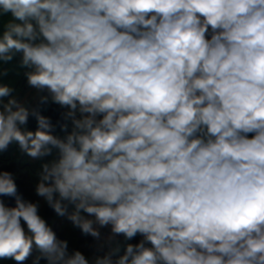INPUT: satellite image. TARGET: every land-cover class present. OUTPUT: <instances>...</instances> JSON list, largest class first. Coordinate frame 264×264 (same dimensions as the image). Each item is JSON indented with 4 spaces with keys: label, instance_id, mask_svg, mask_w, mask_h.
Wrapping results in <instances>:
<instances>
[{
    "label": "clouds",
    "instance_id": "obj_1",
    "mask_svg": "<svg viewBox=\"0 0 264 264\" xmlns=\"http://www.w3.org/2000/svg\"><path fill=\"white\" fill-rule=\"evenodd\" d=\"M9 14L0 62L22 54L66 135L0 85V152L55 150L36 191L56 214L97 240L109 226V243L143 239L69 254L3 172L0 260L264 264V0H0Z\"/></svg>",
    "mask_w": 264,
    "mask_h": 264
},
{
    "label": "rangeland",
    "instance_id": "obj_2",
    "mask_svg": "<svg viewBox=\"0 0 264 264\" xmlns=\"http://www.w3.org/2000/svg\"><path fill=\"white\" fill-rule=\"evenodd\" d=\"M10 19H11L10 14L7 16H4L3 18H0V32L1 33H3L4 25ZM21 58H22V54L17 53L14 56L12 63L18 64V67H20L19 68L20 74H24L27 68L20 66ZM12 63L11 61L8 63H3L4 71H6L8 74H11L14 72V69H12V65H10ZM9 81L10 80L7 79V76L6 77L4 76L2 80V85L6 84L12 87L10 83H8ZM21 91H22V88H20V92L16 90L15 93L14 92L12 93V96L15 97L24 106L31 109L32 102L30 101L28 96L26 94L21 95V96L18 95L19 93H21ZM7 99L8 98H5V102H7ZM21 130L30 131V127L28 124H26L24 126H21ZM252 135L253 134H249V138H251ZM52 155L53 156L55 155V151H53ZM51 156L32 160L31 157L27 156L24 152L21 151V149L19 148V145L16 142H13L12 144L8 146V149L6 151L0 152V170L2 173L3 172L11 173L12 178L16 182V185L19 187V189H22L24 191H29L32 187L34 186L37 187L38 183L41 182V178H42V167L41 166L44 163H49L53 157ZM21 177H22V180L19 181ZM38 214L53 229L58 239L67 241L68 249H75L78 247L79 234L81 238L85 237L83 243L85 244L86 251L88 252V254L91 255V257H97L98 255L103 256L105 253L109 251L110 247H112L113 241L111 243L108 242V237L111 232L110 226L100 229L101 236H100V239L97 240L96 238H93L90 235H84L78 227L72 225V222L62 221L63 219L62 217H55V216L48 217V215L41 213V211H38ZM82 215L86 216V213ZM22 225H23V221H22ZM23 226L25 227V230H27L26 225H23ZM88 239H92V241L89 242ZM120 243L122 244L123 242L120 241ZM37 254L38 253L34 252L32 256H36ZM85 257L90 262L94 261L95 259V258H91L89 255H85ZM2 261L3 260L0 261V264H7L6 260H4V263ZM42 262L43 264H46L45 260H42Z\"/></svg>",
    "mask_w": 264,
    "mask_h": 264
},
{
    "label": "crops",
    "instance_id": "obj_3",
    "mask_svg": "<svg viewBox=\"0 0 264 264\" xmlns=\"http://www.w3.org/2000/svg\"><path fill=\"white\" fill-rule=\"evenodd\" d=\"M0 35H2L1 32H0ZM12 62L13 61H11V63ZM10 65H12V69H14V72L11 74L7 73L6 75H0V81H1L0 85H2V80H3L4 76L5 77L7 76V79L10 80L8 83H10V85L12 87H14L13 88L14 93L16 92V90L18 92H20V88H22L21 93H19L18 95L21 96V95L26 94L28 96V98L30 99V101L32 102L31 109L38 108L41 111L42 115L49 117L51 119L53 125H56L55 131L53 134L58 135L61 138H63L66 135V133L61 131L58 122H62V113L66 110L62 109L59 105L53 103L51 101L50 96H49L47 103L42 104L40 102V97L43 95H47V93L38 92L35 88H32L28 85L25 73L28 71H31L32 69L27 68V70H26V72H24V74H20V72H19L20 67H18V64L12 63ZM2 72H4V64H3V62H0V73H2ZM27 124L30 127V131L35 132L37 130V126H38L37 121L33 116H31V115L29 116ZM71 128H72V126H71V123L69 122V131H71ZM56 158H57V153L55 151V155L52 157L51 160H54ZM32 160H35V159L32 158ZM0 172H1V170H0ZM20 180H22V177H21V179H19V181ZM32 182H34V181H32ZM36 189H37V187L34 186L29 191H24L22 189H19V187L17 186L18 195H20L22 197V199L25 201L37 204L38 205V211H41V213L48 215V217H54V216L55 217H61V216L56 214V212L53 210V208L51 206H49V204L47 203V201L44 197H41L37 194ZM3 202L8 207H15V199L13 197L3 196ZM72 211H74V206L69 205L68 206V212L71 213ZM82 214H84V213L81 212V215ZM84 238L85 237L81 238L80 234H79V236H78L79 243L77 242L78 245H80L81 243L84 242ZM118 241L123 242L122 245L125 243H131V240L125 242L123 236ZM115 243L116 242L113 243L112 247L115 246ZM122 254H123V247L121 248V252H120V255H122ZM31 258H35V257H31ZM114 259H115V257H114ZM42 260L43 259H41L40 264H43ZM6 261H7L6 262L7 264H15V262L12 260H6ZM2 262L4 263V260Z\"/></svg>",
    "mask_w": 264,
    "mask_h": 264
},
{
    "label": "trees",
    "instance_id": "obj_4",
    "mask_svg": "<svg viewBox=\"0 0 264 264\" xmlns=\"http://www.w3.org/2000/svg\"><path fill=\"white\" fill-rule=\"evenodd\" d=\"M209 38H210V37H209ZM86 217H87V214H86ZM62 218H63L62 221H64V222H71L70 220L67 219L66 216H65V217H62ZM88 218H91V217H88ZM72 225H73V224H72ZM121 237H122V235L118 236V237L116 238V241L120 240ZM142 239H143V237L140 236V235L138 234L136 237H134V238L131 240V244H137V243H139ZM91 241H92V239H91ZM91 241H89V242H91ZM116 241H113V243L116 242ZM112 245H113V244H112ZM147 246L150 247V245H147ZM75 251H80L84 256H85V255H89V256L91 257V255L88 254V252L86 251V247H85V244H84V243H81V244L78 245V247L75 248V249H68V253H69V254H72V253L75 252ZM98 256H99V255H98ZM98 256H97V257H98ZM101 256H102V255H101ZM31 257H35V256H30L29 259H28V261L26 262V264H32V260H33L34 258H31ZM91 258H96V257H91Z\"/></svg>",
    "mask_w": 264,
    "mask_h": 264
},
{
    "label": "water",
    "instance_id": "obj_5",
    "mask_svg": "<svg viewBox=\"0 0 264 264\" xmlns=\"http://www.w3.org/2000/svg\"><path fill=\"white\" fill-rule=\"evenodd\" d=\"M0 201H3V195H0ZM88 241H91V239H88Z\"/></svg>",
    "mask_w": 264,
    "mask_h": 264
}]
</instances>
